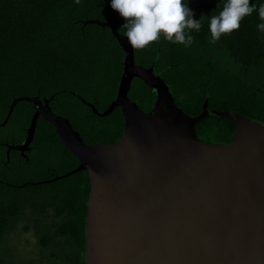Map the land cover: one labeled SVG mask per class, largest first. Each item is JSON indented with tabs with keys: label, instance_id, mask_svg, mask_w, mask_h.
<instances>
[{
	"label": "trees",
	"instance_id": "16d2710c",
	"mask_svg": "<svg viewBox=\"0 0 264 264\" xmlns=\"http://www.w3.org/2000/svg\"><path fill=\"white\" fill-rule=\"evenodd\" d=\"M184 2L194 19L205 16L200 31L190 33L194 43L185 47L161 37L158 43L135 50L136 62L148 66L157 61L155 69L188 115H200L208 99L212 109L264 121V33L257 29L258 13L211 44L209 17L222 10L225 0ZM251 2L259 6L264 0ZM90 20L109 22L118 31L126 22L111 8V0H81L79 5L74 0H0V264L21 263L11 235L31 230L39 240L38 263L85 264L87 171L39 182L44 178L39 175L40 163L53 164L52 155L61 160L64 172L77 167L79 159L43 117L38 119L31 144L42 159L31 152L25 158L20 149L9 147L26 137L36 110L31 101L16 103L7 123L3 122L15 98L39 95L50 99L52 109L68 117L88 144L113 142L123 135L120 108L101 116L90 104L103 113L116 97L125 52L110 26ZM134 83L129 93L132 101L142 110H151L156 92L142 79ZM71 90L88 100L84 103ZM236 127L234 120L213 115L196 124L200 140L209 143L230 142ZM26 181L38 183L26 186Z\"/></svg>",
	"mask_w": 264,
	"mask_h": 264
},
{
	"label": "water",
	"instance_id": "95a60500",
	"mask_svg": "<svg viewBox=\"0 0 264 264\" xmlns=\"http://www.w3.org/2000/svg\"><path fill=\"white\" fill-rule=\"evenodd\" d=\"M113 36L125 52L118 95L101 116L121 107L122 137L108 144H86L69 119L39 97L24 143L31 144L40 115L56 126L79 159L65 176L86 170L90 193L85 218V264H264V121L203 104L188 115L168 85L135 61V50L115 25ZM159 56H157L158 58ZM134 77L156 91L147 112L129 99ZM89 104V103H88ZM229 118L237 127L228 143L200 140L196 124L208 116Z\"/></svg>",
	"mask_w": 264,
	"mask_h": 264
},
{
	"label": "clouds",
	"instance_id": "9594fccd",
	"mask_svg": "<svg viewBox=\"0 0 264 264\" xmlns=\"http://www.w3.org/2000/svg\"><path fill=\"white\" fill-rule=\"evenodd\" d=\"M74 3L79 5L81 0H74ZM111 8L117 11L126 21L121 26L119 31L123 30V36L127 38L128 43L134 50H143L147 47H150L153 43H158L161 37L170 43L181 44L185 47H189L194 43V37L190 33L192 31H200L202 28V21L205 18V16L202 14L200 20L194 19L193 11L189 8L188 3L184 2V0H111ZM254 12L258 13V18L260 21V23L257 24V29L258 31L264 33V3L257 6L256 4L252 3L251 0H225L222 10L219 11L218 14L211 15L209 17L208 28L211 37L209 43L215 44L220 40L222 35H230L234 31L239 30L242 20L248 16H251ZM32 97H39L42 104H45L46 100H49L48 105L50 106V99L41 98L39 95ZM77 97L83 102L85 101L81 95H77ZM34 107L37 109L39 106H36L34 103ZM50 108L52 109L51 106ZM56 114L61 115L59 113ZM61 116L69 119L64 115ZM39 117L43 116L40 115ZM30 124L26 130V137L28 135V128L30 127ZM51 124L54 126L55 132L57 133L56 126L53 123ZM77 132H79V130ZM79 134L81 136L80 132ZM57 136L65 145L58 133ZM81 138L84 141L82 136ZM19 145L11 144L9 147L14 149L12 147ZM51 159L53 163L54 161L58 160L55 155H52ZM69 172L65 174H68ZM65 174H63L64 176H57L52 180H48V182L63 179L64 177H67Z\"/></svg>",
	"mask_w": 264,
	"mask_h": 264
},
{
	"label": "flooded vegetation",
	"instance_id": "af4514ba",
	"mask_svg": "<svg viewBox=\"0 0 264 264\" xmlns=\"http://www.w3.org/2000/svg\"><path fill=\"white\" fill-rule=\"evenodd\" d=\"M124 58H125V56H124ZM137 63V62H136ZM138 65H142V66H144V67H146V68H148V67H150L151 65H152V63L150 64V65H144V64H141V63H137ZM123 71H124V60H123ZM154 72L155 73H159L156 69L154 70ZM122 74H123V72L121 73V75H120V82H119V84L117 85V94H116V96L118 95V91H119V87H121L120 86V84H121V77H122ZM135 79H140V78H138V77H134L133 78V80H132V82H131V86L132 87H130V90H129V93H130V91H131V89L134 87V85H135V83H134V81H135ZM153 89V88H152ZM154 90V89H153ZM155 91V90H154ZM156 92V91H155ZM129 93H128V95H129ZM76 95V94H75ZM129 97V99L130 100H132V97H130V95L128 96ZM82 98H84L83 96H82ZM86 99V98H85ZM156 99H157V94H156ZM156 99H155V102H156ZM86 100H88V99H86ZM90 101V100H89ZM132 102H135V101H132ZM155 102H154V104H155ZM91 103V102H90ZM138 104V103H137ZM139 106V105H138ZM154 106V105H153ZM153 106H152V108H153ZM118 108H120L121 109V107H118ZM151 108V109H152ZM145 111V110H144ZM150 111V110H149ZM149 111H147V112H149ZM121 112H122V109H121ZM122 115H123V113H122ZM124 117V116H123ZM124 133V132H123ZM122 137V136H121ZM121 137H119L118 139H115L113 142H111V141H107L106 143H108V144H113L114 142H116V141H118ZM25 140V139H24ZM24 140L22 141V142H24ZM100 141H104L105 142V140H100ZM100 141H97L96 143H98V142H100ZM9 142V141H8ZM22 142H20V143H22ZM19 143V144H20ZM96 143H94V144H96ZM2 144H4V145H2V146H4V147H6V145H7V141H2ZM11 144H13V143H9L8 145H11ZM88 144V143H87ZM37 148L35 147H33V146H31L30 145V149H28V150H25L24 151V153H20L21 155H24V157L25 158H28V155H27V152H31V154L33 155V156H35V157H37L38 158V160H40V159H42L41 158V156L39 155V153H38V151L36 150ZM79 160H78V165H79ZM77 165V166H78ZM40 166H43L42 167V170L40 171V173H39V175L40 176H42V177H44L43 179H41L39 182H42V181H48V180H52L53 178H55V177H57V176H64L63 174H65V173H67V172H64L63 171V168H64V166L62 167V164H61V160H56V161H54V163L53 164H42V163H40ZM30 169L31 170H33V172H35L34 171V168H33V164H31V166H30ZM84 171V170H83ZM86 171V170H85ZM87 173H88V171H87ZM89 175V174H88ZM34 182H36V183H38V181H26V182H24V184L27 186V185H29V183H32V184H35ZM23 184V185H24Z\"/></svg>",
	"mask_w": 264,
	"mask_h": 264
},
{
	"label": "rangeland",
	"instance_id": "374dc122",
	"mask_svg": "<svg viewBox=\"0 0 264 264\" xmlns=\"http://www.w3.org/2000/svg\"><path fill=\"white\" fill-rule=\"evenodd\" d=\"M147 59V58H146ZM115 83L113 84V87L115 89ZM72 94H76L77 91L71 90ZM77 95H80L77 93ZM72 103L76 102L77 99L75 98L70 100ZM136 103V102H135ZM11 240L13 241L14 245L18 248L17 254L22 258V261L20 264H40L38 263V260L40 259V253L41 250L39 248L38 238H36L35 233L33 230H31L29 233L24 234L23 232L11 235ZM45 262H48L45 260ZM50 264H53L52 262H48ZM57 263V260L54 261V264Z\"/></svg>",
	"mask_w": 264,
	"mask_h": 264
}]
</instances>
